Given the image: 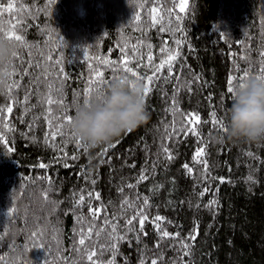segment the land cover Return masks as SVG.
<instances>
[{
  "label": "trees",
  "instance_id": "trees-1",
  "mask_svg": "<svg viewBox=\"0 0 264 264\" xmlns=\"http://www.w3.org/2000/svg\"><path fill=\"white\" fill-rule=\"evenodd\" d=\"M180 2L138 0L142 4L138 7L132 0H56L47 14L48 0H0V33L11 26L28 45L16 49L18 57L13 58V65L17 75L8 82L15 79L20 86L10 93L6 86L0 87V108L5 109L0 113V133L4 137L0 141V230H7L0 242V255L4 257L0 264H68L67 257L78 264H91L86 255L72 250L73 242L78 240L74 235L78 225L70 202L83 194V214L91 218L88 191L101 196L100 201L92 200V207L101 203L106 206V213L101 210L96 221L97 227L103 226L106 215L111 219L115 214L121 235L126 219L135 214L143 197L149 198L143 231L129 232L125 240L118 242L114 264H140L142 256L145 264L160 256L157 264H181L182 241L191 246V255L183 256L184 264H264V141L249 144L229 140L220 126L213 124L211 115L215 110L217 120L226 126L232 103V93L227 91L229 77L235 76L233 83L237 84L245 70L256 75L264 68V0H187L184 11L174 6ZM152 7L158 9L156 14L151 13ZM137 12L139 21L133 19ZM153 15L157 19L164 16L165 31H160V23L152 22ZM169 19L170 28L179 25L180 30H167ZM59 37H63L66 47H61ZM177 38L183 43L173 61L174 74L168 77L166 67L163 75H157L145 100L150 114L145 124L114 139L110 146L85 153L69 140L70 126L65 123V136L50 141L56 149L45 145L47 105L39 106L41 94L47 92L42 70H48V82L56 78L53 98L63 100V105L51 106L55 131L59 122L56 116L75 114L97 71L111 79L109 61L127 60L135 67L138 58L143 57L146 65L151 45L155 65L165 55L159 51L164 42L176 49ZM49 55L52 61L47 60ZM56 60L61 63L55 64ZM29 62L39 67H28ZM61 67L63 75L58 73ZM139 72L151 74L146 67L139 68ZM186 81H191V91ZM26 91L30 93L27 103ZM93 97H97L95 91L90 99ZM174 97L182 112L200 117L198 122L193 121L202 137L199 142L191 132L185 138L183 132L173 131L174 117L168 109ZM9 105L13 108L11 114L6 112ZM175 121L178 130L179 113ZM162 144L171 150L172 160L166 158ZM200 147L204 152L194 160ZM60 148L69 157L75 153L78 159L64 158ZM104 148L107 153L101 155ZM54 157L61 159L57 162ZM203 161L208 165L206 172ZM40 163L48 167L40 168ZM65 163L69 167H64ZM185 164L192 168L191 174L183 167ZM143 169H147L144 174L149 178L137 184ZM128 184L135 187L129 188ZM205 188L209 191L204 192ZM125 197L134 202V207L124 205L127 211H122ZM212 200L216 204L207 207ZM11 208L17 211L12 213ZM157 215L164 220L155 223L172 236L160 238L152 222ZM138 220L133 221L137 230ZM38 224L45 229L43 241L48 251L31 246L28 234ZM108 230L100 234L93 259L113 258L110 251H105L103 257L99 251V246L107 243ZM193 235L194 241L190 238ZM25 245L27 252L22 251ZM90 245L91 241L86 240L84 246H77L83 249Z\"/></svg>",
  "mask_w": 264,
  "mask_h": 264
},
{
  "label": "snow or ice",
  "instance_id": "snow-or-ice-1",
  "mask_svg": "<svg viewBox=\"0 0 264 264\" xmlns=\"http://www.w3.org/2000/svg\"><path fill=\"white\" fill-rule=\"evenodd\" d=\"M56 0H48V9H47V14L51 13V5L55 4ZM132 2L134 4H137L138 7H142V4H138V0H132ZM186 3V0H181L179 5H174V6H179L180 7V11H184V4ZM158 12V9L156 7H152L151 8V13L156 14ZM172 9L168 10L169 15L171 14ZM133 19L135 21H139L140 20V13L137 12L135 14V16L133 17ZM176 20H180V17L177 16ZM153 23H160L161 27H160V31L163 32L166 30L165 27V21H164V16H159V18L157 19L156 15H153ZM168 24V29L167 30H172V31H177L180 30L179 29V25H177L176 29H171L170 26L172 24V21L169 19L167 21ZM0 36H2L3 38L7 39L8 41H10L13 45V58H17L18 57V52H17V48H21V47H28V45L26 44V42L24 41L23 36L15 34L14 29L10 26L8 27L6 30H3L2 33H0ZM59 42L61 47H66L67 44L65 42V40L63 39V37H59ZM183 41L179 38L174 40V44L176 45V49H172L169 48L167 45V42L165 41L163 46L159 49L161 54H165L163 56V58H161L159 60V63H156L155 65H153V60L154 57L151 53V45H148L149 47V53L146 57L147 59V64L145 65L142 61H143V57H139L135 67H132L130 62L127 60H123L121 63H117L116 61H109L108 63L112 66L113 68V75L111 77V79H105L104 78V74L102 71H97L95 73L96 79L95 80H90L89 81V85L90 87L85 89V100H90L91 94L93 93V91H95L97 97H101L103 95V89L104 86L109 84L112 80L119 78L121 75L126 76V77H131V78H135L137 80H142L144 82L145 85V90H144V101L146 100V98L149 96V94L152 91V87L155 84L156 80H157V75H163V70L167 67L168 70V77H171L174 73H173V68H174V64L173 61L176 60L177 56L180 55L178 49L179 47L182 45ZM85 53L87 52V49H84ZM262 56H264V53H261ZM52 56L49 55L47 57L48 61H52ZM61 63L60 60H56L55 64L59 65ZM21 64H24V60L21 59ZM28 67H39V64H35L33 65L32 63H28ZM141 67H146L148 69H150L151 74H148V72L145 73H140L139 72V68ZM58 73L60 75H63L64 73V69L61 67L58 69ZM28 73H23V75H27ZM17 75V70L15 68V65H13L12 67V72H11V76L15 77ZM42 75L45 79V83H46V88H47V92L46 93H42L41 97L39 99V106H44L45 104L47 105L46 109H45V115H44V119L47 122L48 125V131L45 132L44 135V143L45 145L52 147L53 149H56V145L51 143L50 141H55L57 136L60 137H64L65 136V132L63 131L64 127H65V123L67 125H71L72 123V119L73 116L71 115H63L61 117V115H57L56 119L59 121L56 125H55V131H53V122H52V105L53 104H57V105H63V100L62 99H54L52 96V91L54 89L55 86V79L52 82H48L47 81V76H48V70L44 69L42 70ZM249 75H252L251 72L249 70H245L239 77V81H243L245 80ZM257 78L260 77H264V68H261L259 74H256ZM35 79L39 80L40 76H37ZM64 79H66V77H64ZM196 80L199 79V77H195ZM236 80L235 76H231L229 77L228 80V88L227 91L229 93H234L235 90V86L236 84H234L233 82ZM188 85V90L191 91V81H186L185 82ZM92 84H95L96 87L93 88L91 87ZM177 84H180V80H179V76H177ZM7 91L10 93L11 90L13 88H18L20 86L19 81L13 79L11 81V83H7L6 85ZM180 88L177 87L176 88V92H179ZM57 91H59V89H57ZM30 93H28L26 91L25 97H24V102L27 103L28 99H29ZM79 107V105H77V108ZM5 111V109L0 108V113H3ZM13 111V108L11 105L6 107V112L8 114H11ZM168 111H170L174 117V120L172 122V128L173 131H178V132H183L185 138L187 137L188 133L191 132L192 135L196 136L198 138V142L202 139L200 132L195 128V125L193 124V121H199L200 117L195 114V113H185L182 112L178 105H177V101L175 99V97L172 100V107L170 109H168ZM179 113L180 117H181V126L180 128L177 130L175 128V116L176 114ZM212 115V122L213 124H218L220 126V130L221 131H226V126L223 125L222 121H218L216 118V112L215 110L212 111L211 113ZM7 126V125H6ZM9 130H11V128H9ZM32 130L31 125H29V131ZM168 130V126L165 127V131L167 132ZM69 140L74 141L75 145L77 148H83L84 152H87V149L84 147V145L81 143V141L74 137V135L71 133H69L68 136ZM169 139L171 138L170 135L168 137ZM4 137L3 134L0 133V141H3ZM112 147L115 146V144L111 145ZM162 151L167 154L166 158L168 160H172L174 157L171 154V150L165 146V145H161ZM60 152L63 153V157L64 158H70L72 160H77L78 156L74 153L71 157L68 156V153L66 151H64L63 148L58 149ZM107 148H104L101 152V155H105L107 153ZM204 152V148L200 147L196 150L195 155L193 157L194 160H197V158H199L202 153ZM54 161H59L61 158L60 157H54L53 158ZM199 162V161H197ZM204 163V171H207V162L203 161ZM40 168H47L48 165L44 164V163H40L39 164ZM64 167H69V165L67 163L64 164ZM132 167H135V165L133 164ZM155 167V165H153V168ZM183 167L185 169H187L188 173H192V168L189 167L188 164L183 165ZM147 171V169H143L141 174L139 175L138 179H137V184L147 180L149 177L147 175H145L144 173ZM83 174V172L81 173ZM87 179V177H86ZM249 179L251 180V177H249ZM49 186H51V178H47ZM91 183L93 185H95L96 181L93 179L91 180ZM127 187L129 188H133L135 187V185L132 184H128ZM121 192H123V189H120ZM204 192L209 191L208 188H205L203 190ZM45 198H47V192L44 193ZM75 193H73V197H75ZM87 196L89 197V201H88V208H89V214L90 217H86L83 214V206L85 204V196L83 194L79 195V199L76 200L73 198L72 201H70L71 203H73L74 207L72 209L73 214L76 217V223L78 225V228L76 229V231L74 232V235H76L78 237L77 241L73 242V251L77 252L78 254L81 255H86V259L87 261L91 262V264H114L115 261V255L117 253V246H118V242L119 241H123L127 238V235L129 232H137L143 231V227H144V223L146 220H148V215L144 212V209L146 207L149 206V198L148 197H143V203L140 205L139 208L136 209L135 214L132 215L130 218L126 219L125 225L123 226V235L120 234V225L118 223V217L114 214L113 218L109 219L107 217V215L105 216L104 221L102 222L101 227H97L96 225V221L99 219V215L101 210H104L106 213V206L101 203L99 206L97 207H92V200H96V201H100L101 200V196L99 192H94V191H88L87 192ZM141 199L139 196H137V200ZM216 204L215 200H212L209 202V204L207 205V207L211 208L213 205ZM124 205H128L129 208L134 207V202H129L128 198L125 197L121 208L122 211H127V209H125L123 206ZM80 208L79 213L76 212V209ZM17 210L15 208H11L10 212L14 213ZM67 214V213H66ZM7 215H9V213H7ZM139 217L138 223H139V229L137 230L136 227L133 224V221H136L137 218ZM116 221L115 223L113 221ZM164 220V217L162 216H155L153 219V223L155 224V228L157 230V232L159 233V236L161 239L163 238H167L172 236L173 234H170L169 232H167L166 230H161L160 225L158 223H155L157 221H162ZM110 229L106 232L105 235V239L107 241V243L105 245H100L99 246V251H100V256L103 257L104 252L105 251H110L113 254V258L111 260L108 261H103L102 259H93L94 257L97 256V251L95 250L97 248V240L100 237V234L102 232H105V229ZM6 229H2L0 230V242H2V233L6 232ZM58 230L53 229V232H57ZM44 232L45 229L42 228L39 224L37 225V227L31 231L28 235H29V239L31 242V246L33 249H43L44 251H48V248L45 247L44 241H43V236H44ZM93 233H95L96 236V240H93ZM144 235H147V233H144ZM175 236H179V233H176ZM137 239V241H139V236L137 235L135 237ZM192 241L195 240V236H191L190 237ZM89 240L91 241V245L90 247H85L83 249H81L79 246H84L85 245V241ZM194 246V245H193ZM11 247L15 248V243L12 242ZM156 247H159V243H157ZM181 249H183L182 255L181 257H179L181 264H184L183 261V256H190L191 255V246L188 243L185 242H181L180 245ZM28 246L25 245L22 248L23 252H27ZM58 251H61L59 248L57 249ZM0 259H4V257L2 255H0ZM68 261V264H78V262L76 260H73L72 257H67L66 258ZM162 259V256L157 257L155 259L151 260V264H157L158 260ZM28 264H33L32 261H29ZM140 264H145V258L142 256L141 260H140Z\"/></svg>",
  "mask_w": 264,
  "mask_h": 264
},
{
  "label": "clouds",
  "instance_id": "clouds-1",
  "mask_svg": "<svg viewBox=\"0 0 264 264\" xmlns=\"http://www.w3.org/2000/svg\"><path fill=\"white\" fill-rule=\"evenodd\" d=\"M13 45L0 36V87L12 78ZM142 80L121 75L103 89L101 97L84 100L73 115L71 133L87 152L110 146L114 139L145 124L150 114ZM223 136L249 144L264 141V77L249 75L239 81L227 110Z\"/></svg>",
  "mask_w": 264,
  "mask_h": 264
},
{
  "label": "rangeland",
  "instance_id": "rangeland-1",
  "mask_svg": "<svg viewBox=\"0 0 264 264\" xmlns=\"http://www.w3.org/2000/svg\"><path fill=\"white\" fill-rule=\"evenodd\" d=\"M186 2H187V0H186ZM186 6V3L184 4V7Z\"/></svg>",
  "mask_w": 264,
  "mask_h": 264
}]
</instances>
